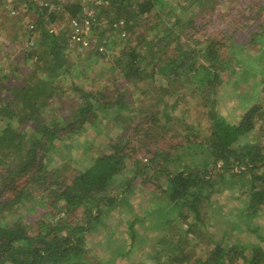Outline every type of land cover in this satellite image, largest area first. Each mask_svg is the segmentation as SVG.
Masks as SVG:
<instances>
[{"label": "trees", "instance_id": "trees-1", "mask_svg": "<svg viewBox=\"0 0 264 264\" xmlns=\"http://www.w3.org/2000/svg\"><path fill=\"white\" fill-rule=\"evenodd\" d=\"M8 1L0 0L3 34L13 41L19 34L24 37L38 34V38L31 46H24L15 59L8 58L9 64L0 69V264H129L132 250L150 241L135 229L136 222L129 223L128 229L130 238L137 244L114 248L112 260L99 259L88 248L89 234L99 232L106 218L122 205L131 206L126 203L133 179H124L128 160L132 161L135 177L155 171L154 177L158 174L167 179V188L160 193L162 202L145 214L150 224L147 226L138 219L144 231L160 232L152 238L153 244L148 245L153 250L147 254L151 264H264V228L254 227V220L264 217V144L261 139L242 143V138L255 131L260 123L264 135V99L258 96L254 104L242 105L244 112L238 124L219 114L217 104L213 103L208 111L210 134L203 140L199 134L196 139L185 136L187 144L176 148L180 150L176 155L159 151L157 147L151 150L150 146L146 149V154L151 155L148 164L134 156L136 148L131 138H126L133 131L132 137L157 140L161 131L170 132L179 126V121L175 125V104L165 105L166 123H161L159 112L146 115L126 100L132 88L146 94L143 85L149 79L154 81L160 76L173 82L175 77L180 81L185 76L194 81L193 93L199 88L202 95L206 88L216 91L222 84L219 69H230V63L220 60L217 44L210 42L204 49L197 51L196 46L187 50V43H182L178 33L192 20L176 14L175 10L166 13L171 5L168 0H104L102 5L92 4L96 10L90 18L92 30L98 28L97 23L108 21L97 41L105 42L106 46L110 32L114 34L111 40L126 41L113 65V70L117 67L123 78L121 93L124 92L111 99L73 85L76 103L64 115L56 107V99L64 92L59 84L64 81L62 77L71 74L74 68L73 50L69 46L72 31L69 23L61 30L56 29V22L65 16L88 17L84 7L78 0L63 5L58 0ZM184 1L188 6H199L205 2L211 4L212 0ZM7 5L12 8L6 9ZM179 7L189 9L181 4ZM163 15L174 17V22L165 20ZM25 22L32 27L30 33H25L28 31ZM258 27L261 32L254 33V43H264V21ZM173 47L176 56L171 54V58L165 59L166 52ZM5 51L10 55L12 47ZM262 53L258 60L262 68L255 75L263 78L255 86L264 92ZM98 54V57L106 55ZM198 58H205L209 65H198ZM29 61L33 63L31 70L25 68ZM244 66L248 65L244 63ZM162 103L164 99L159 94L156 107ZM113 128L124 134L115 141L107 137V147L100 152L90 153L95 146L92 140L81 143L79 139L83 136L77 138L90 130L100 134ZM68 139L78 142L84 158L65 155L71 150L65 145ZM57 156L65 166L78 164L70 182L62 176V166H52ZM221 195L241 202V208L236 211L247 222L244 228L235 224L230 230L237 235L227 230L222 231L221 237L216 232H207L208 243H205L201 236L205 230L202 209L214 196ZM47 202L58 211L55 221L47 219L53 214L48 213L45 219L30 226L22 219L24 214L18 213L17 207L34 209ZM80 211L81 221L69 220ZM7 216L10 221L5 220ZM177 218L181 219L180 227L174 226ZM164 223L168 233H162L167 230ZM196 240L197 246L208 247L205 257L187 250L188 244Z\"/></svg>", "mask_w": 264, "mask_h": 264}, {"label": "rangeland", "instance_id": "rangeland-1", "mask_svg": "<svg viewBox=\"0 0 264 264\" xmlns=\"http://www.w3.org/2000/svg\"><path fill=\"white\" fill-rule=\"evenodd\" d=\"M72 1L75 3L77 0ZM78 1H81L84 11L90 10L93 12L96 10L92 7V4L99 6L105 3L104 0ZM8 2L12 3V0ZM189 2L190 0L188 3ZM210 2L211 4L205 2L199 6L196 4L188 6L187 2L184 0H177L176 3H173L172 0H168V5L169 3L171 5L169 8H166V13L175 10L176 14L192 20L189 26H185L183 31L178 33L182 37V43H187V50L197 46L198 51L204 49L205 45H208L210 42H214L217 44L220 60H225V62L230 63V69L221 67L224 70L220 68L218 72L222 76V84L217 86L215 92L206 88L203 93L204 95L199 92V89L202 88H199L197 92L193 93L194 81L187 79L188 77L185 76H183L180 81L175 77L173 82L167 77L162 78L160 76H157L154 81L149 79L148 82L143 85L146 89V94H142L143 91L141 89L132 88L130 91L131 94L126 100L133 102V106L138 108V112L149 115L152 111H157L161 114V123H166L164 115L165 105L171 106L175 104V125L179 121L177 124L179 126H175L170 132L161 131L157 140L144 137H132V133L134 134L133 131L127 134L126 138L130 137L132 144H134L136 148L134 156L143 163H149L148 160L151 158V155L146 154V149L150 148V146L151 150L157 147L156 149L159 151L176 155L180 152V150L176 148L187 144L185 136H190L189 139H196L199 134L201 135L199 139L203 140L211 132V121L208 116V111L213 103L217 104L216 109L219 114L226 117L229 122L238 124V120L244 112L242 105L254 104L258 96H260V99H264L263 90L255 86V84L263 78L262 75L256 76L255 71L262 68L258 60L260 54L264 51V43L263 41L254 43V33L257 32L260 34L261 30L258 26L264 21V0H212ZM59 3L63 5L66 1H59ZM180 4L189 7V9H180ZM39 5L44 6L41 1H39ZM10 8H12L11 5L6 6V9ZM56 9H59V7ZM1 12L2 10L0 9V16L2 14ZM163 18L167 21L170 19V22H174V17L172 16L167 18L166 15H163ZM64 19H66V21H64ZM69 19L68 16H65L63 19L59 18L56 22V29L61 30L65 26H68V23L70 25ZM24 25L25 28H28V31L25 32L24 29V32L30 33V28L32 29L30 23L25 22ZM96 26H98V28L94 31L92 30L90 35L86 37L90 41V45L87 48H80L70 40L69 46L71 50H73L72 55H70L71 61L74 63V68L71 74L62 77L64 81H61L59 84H61L64 92L62 91V96H58L56 99V107L62 109L61 112L64 115L69 113L76 103L77 94L73 91V85H76L78 88L81 87L89 92L102 93L104 98L109 97L111 99L124 92L122 91L121 93V90L124 88L123 78L119 74L117 67L116 70H113V65L115 63V57H117L122 48L125 47L126 41L123 39H118V41L111 40L114 38V34L110 32L109 37L107 39L104 38L107 40V45L103 47V51H100L99 48L101 45L97 40L100 31L108 27V21L103 20V22L97 23ZM141 28H139L140 32H142ZM36 38H38V34L26 37L19 34L16 40L13 41L5 36L3 30L0 29V69L9 64L10 61H8V58L15 59L24 46H31V43H34ZM10 46L12 47V51L10 55H6L5 50ZM19 47L20 49H18ZM98 52L106 53V55L104 57H102L103 55L98 57ZM171 54L173 57L177 54L174 47L166 52L164 58H171ZM262 57L264 60V53H262ZM197 61L199 62L198 65L207 64L205 58H198ZM29 62L28 66L26 65V67H24L31 70L33 69V63L31 61ZM244 63L248 66L245 67ZM188 80H190L189 83L187 82ZM182 83L185 86L182 85ZM159 94L163 96L164 103L156 107ZM262 105L264 106L263 102ZM150 125L151 124H149V126ZM133 126L135 125L133 124ZM262 126L263 123L258 124L255 131L242 138V143H254L261 139L264 144V135H261ZM120 134L124 133L116 128L100 134H96L95 130H90L79 136L77 135V138L83 136L82 139H79L81 143H83L85 139L92 140L95 146L93 149H90V153H96L100 152L101 149H106L109 142L107 137L115 141ZM155 136L156 133H154V137ZM66 141L67 143H65V145L67 144V147H69V149L71 148L69 153L67 152L65 154H68L67 157L77 155L78 157L84 158L82 155L83 149L78 146L77 141L71 139ZM59 158V156L56 157L55 163L52 166L54 168L62 166V176L70 182L75 175L74 170L78 164H67V166H65L66 163L63 165L62 162H59ZM127 171L128 173L126 171L124 173V179H133L130 184L131 192L128 193L130 198L129 203H126L131 206L127 207L122 205L117 212H112L106 218L105 226L102 225L99 232L89 234L88 248L91 249L92 254L98 256L99 259L112 260L114 248L123 247L124 249L126 245L135 246V244H137V242H133L130 238L131 231L128 229L129 223L136 222L135 229L138 230L140 234L148 236L150 241H146L145 245H142L140 249L137 246V250H132L134 253L128 258V263L138 264L139 262H144L145 264H151L147 254L153 250L152 248L150 249L148 245L153 244L152 238L159 235L160 232H153L151 229L144 231L140 228V225L143 223L140 224L138 219L145 221L147 226L150 224L145 214L149 210L151 211V208H155L156 204L162 202L163 197H161L160 193L167 188V179L165 178L166 176H159L158 174L154 177L155 171H148L144 177H135L132 172L131 160L127 161ZM144 178L145 180L148 178L150 179L144 181ZM122 204L125 203L123 202ZM207 205V207L202 209L205 230H202L201 236L206 240L205 243H208L206 237L209 235L207 232H216V234L221 237L222 231L224 230H227L229 234L233 233L237 235L236 231H230L235 227V224H240L239 226L244 228V224L247 220L244 216L240 217L241 214L239 211H236L238 207L241 208L242 206L240 201H234L228 196L222 197L221 195L214 196L213 201ZM17 208L19 214H24L22 219L30 226H34V224L42 218L45 219L44 215L48 213H53L51 216L47 217L49 221H55L58 217V211H54L49 202L44 205H38L34 209H27L26 206ZM244 214H246V212ZM82 217L83 215L80 211L76 215L71 216L69 220L74 222L81 221ZM189 219V221H192V217ZM5 220L10 221L11 218L7 216ZM180 221L181 219L177 218L174 226L178 224V227H180ZM257 225L264 228V217L254 220V227ZM163 228L167 230H163L162 233H168L167 224L164 223ZM184 228L187 229V226H184ZM237 229H239V227H237ZM244 233L247 234V232ZM246 234H243V236ZM197 243L198 240L190 245L188 244L187 250L193 251L196 256L205 257V252L208 247H206V245L197 246Z\"/></svg>", "mask_w": 264, "mask_h": 264}, {"label": "built area", "instance_id": "built-area-1", "mask_svg": "<svg viewBox=\"0 0 264 264\" xmlns=\"http://www.w3.org/2000/svg\"><path fill=\"white\" fill-rule=\"evenodd\" d=\"M59 1H70V0H59ZM72 1V0H71ZM102 5V4H101ZM82 19L78 18H72L70 19V26H71V33H72V38L71 40L78 45L80 48H87L90 45V41L87 36L90 35V32L92 31L93 27V22H91V19L93 16H95V13L93 11L87 10L85 11V16ZM89 18V19H87ZM83 19H85L83 21ZM53 32V30H51ZM104 44H100L101 47L99 48L100 51H103V47L105 46Z\"/></svg>", "mask_w": 264, "mask_h": 264}]
</instances>
